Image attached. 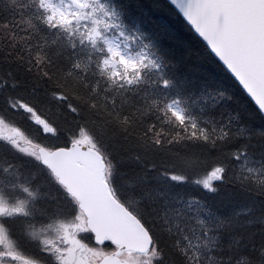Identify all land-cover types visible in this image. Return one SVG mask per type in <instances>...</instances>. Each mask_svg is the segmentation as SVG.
I'll return each instance as SVG.
<instances>
[{
    "label": "snow or ice",
    "instance_id": "snow-or-ice-1",
    "mask_svg": "<svg viewBox=\"0 0 264 264\" xmlns=\"http://www.w3.org/2000/svg\"><path fill=\"white\" fill-rule=\"evenodd\" d=\"M0 0V264H264V0Z\"/></svg>",
    "mask_w": 264,
    "mask_h": 264
},
{
    "label": "trees",
    "instance_id": "trees-1",
    "mask_svg": "<svg viewBox=\"0 0 264 264\" xmlns=\"http://www.w3.org/2000/svg\"><path fill=\"white\" fill-rule=\"evenodd\" d=\"M125 2H128V0H125ZM144 2L149 4L156 3L161 6L160 8L153 11V18L158 20L160 23L168 24L172 29L175 30L181 40L193 48V60L204 72L214 76L219 80H222L230 87L237 86L235 81L231 78L230 74L226 72V70H224L222 67H217V65L212 62L210 54L203 47L202 43L195 36V34L188 28L186 23L182 19L171 15L167 11V8L165 7L167 3L166 0H144Z\"/></svg>",
    "mask_w": 264,
    "mask_h": 264
}]
</instances>
